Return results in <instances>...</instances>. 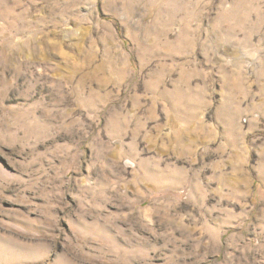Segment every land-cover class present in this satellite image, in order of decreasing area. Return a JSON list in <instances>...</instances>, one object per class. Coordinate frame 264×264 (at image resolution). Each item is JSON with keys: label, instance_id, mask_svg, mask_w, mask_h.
Instances as JSON below:
<instances>
[{"label": "clouds", "instance_id": "clouds-1", "mask_svg": "<svg viewBox=\"0 0 264 264\" xmlns=\"http://www.w3.org/2000/svg\"><path fill=\"white\" fill-rule=\"evenodd\" d=\"M0 264H264V0H0Z\"/></svg>", "mask_w": 264, "mask_h": 264}]
</instances>
